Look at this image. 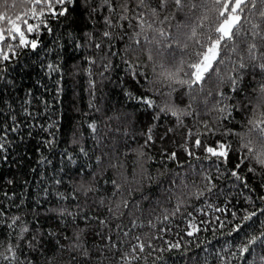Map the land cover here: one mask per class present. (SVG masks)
<instances>
[{"label":"trees","instance_id":"16d2710c","mask_svg":"<svg viewBox=\"0 0 264 264\" xmlns=\"http://www.w3.org/2000/svg\"><path fill=\"white\" fill-rule=\"evenodd\" d=\"M64 7L0 60V264H264V237L239 252L264 233V5L192 87L212 0ZM33 8L0 0V26Z\"/></svg>","mask_w":264,"mask_h":264},{"label":"snow or ice","instance_id":"6c2138e0","mask_svg":"<svg viewBox=\"0 0 264 264\" xmlns=\"http://www.w3.org/2000/svg\"><path fill=\"white\" fill-rule=\"evenodd\" d=\"M31 2L38 6L39 9H31V14L35 17L38 23L33 24L29 22L28 19L17 18L15 22L9 21L7 27L0 26V43L3 44V47H0V60L6 61L11 56L16 55V49L20 47L30 46L35 49L38 46L37 39H28L27 34L38 33L41 25H44L45 27L47 26L44 24V20L42 19L45 14V10H47V12L52 16L65 15L67 9L64 6L67 3H70L71 0H31ZM257 2L264 5V0H212L214 18L210 24L207 35L204 40L200 42V51L196 54L193 62L187 64L186 66L188 70L185 72V75L189 78L187 80H180L179 83L187 84L189 87L199 85L206 78V74H208L210 70H212L216 65L223 63V60L221 59L222 53L227 50L234 38L239 35L242 20L245 22L248 20V18L242 14L246 11H251V9L248 8L249 3H251L252 9H254ZM140 3L141 6H143L144 0H140ZM175 3L178 7H181L183 0H175ZM104 4L110 5V0H104ZM57 7L60 8L59 12L56 11ZM138 18L143 20V15L140 13ZM105 23L109 25V27L113 26L112 21L108 17L105 18ZM193 35H195V30L193 31ZM102 36L110 38L112 33L110 31H104ZM9 41H16V43H11ZM96 47L100 48L102 45L97 43ZM49 67L52 66L50 65ZM105 67H107V65H105ZM169 76L170 78H175L174 74H169ZM231 82L233 85L237 83L236 80H232ZM142 102L148 104L151 103L147 100H143ZM173 115H178V113L173 112ZM262 125H264V120L259 121V123L256 122L254 127L264 130ZM202 145L203 141L200 138H197L195 146L201 147ZM3 147L4 145L0 144V149ZM228 147L229 146L223 143H218L216 147H205V151L211 156L226 158L228 156ZM232 175L238 180L241 179L235 171L232 172ZM217 211H219V209H217ZM256 215V212H249L244 215L243 220H250ZM164 218L165 220L168 219L167 216ZM17 220H20V218H14L13 225H10V227H13ZM189 228H191V231L188 233L189 235H192L198 230L192 224H189ZM238 230L239 225L236 229H233V231ZM26 231V227L21 228V234ZM262 237H264V233H262L261 236L254 235L243 242L239 247L240 254L243 255L244 253H248L250 251V246L255 244L256 241L261 240ZM3 246V242L0 241V248ZM136 247L140 251H143L144 245L139 244ZM6 251L10 253V255L3 256L5 260L11 261L15 258L16 249L11 244L8 245ZM2 255L3 253H0V256ZM260 260L264 262V256L260 257Z\"/></svg>","mask_w":264,"mask_h":264}]
</instances>
